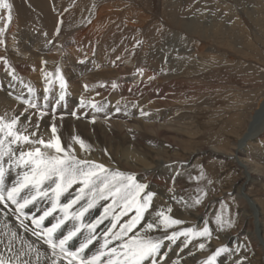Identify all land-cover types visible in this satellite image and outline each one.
Here are the masks:
<instances>
[{
  "label": "rangeland",
  "instance_id": "rangeland-1",
  "mask_svg": "<svg viewBox=\"0 0 264 264\" xmlns=\"http://www.w3.org/2000/svg\"><path fill=\"white\" fill-rule=\"evenodd\" d=\"M54 1L58 3V0ZM8 2L12 5L13 18L8 23L7 9H0V23L4 25L3 34L11 32V25H15L14 19L22 22L19 19L22 14L18 8L20 0ZM60 2L63 9H60L59 16L56 17V26L53 29L35 23L25 24L26 26L19 23L20 45L21 41H25L28 47H33L40 42L37 51L45 52V47L48 45L52 47L54 40L62 41L61 45L64 44L60 45L58 51L67 52L65 48L68 45L75 50V47L78 48L80 45L69 44L70 38L76 35L77 30L83 37L88 35V31L92 29L91 24L99 21L101 15H97L104 12L107 22H111L109 23L111 27L106 33L111 34V37L114 35V38L112 37V41L106 44V48L105 44H100L98 40L94 41L97 37L92 30L93 40L89 38V44L96 52L102 49L101 54L109 52L114 57H123L125 59L123 64L127 68L125 73L131 77L130 81L139 79V74L146 76L151 72L148 78L138 80L140 84L135 82L131 85L132 90L130 89L126 100L131 107L138 109L139 113L142 114V111L147 113L144 115L146 120L152 118V115L160 116L158 114L162 111H166L167 114L158 120V124L166 123L167 129L158 132L157 135L156 133L153 135V132H140L143 136V146L131 143L121 145L122 141L110 145L104 142L103 133L96 125L93 127L94 130L88 127L92 133L89 141L97 148L106 144L117 157L130 154V157L137 159V167L156 165L161 160L170 163L173 159L179 161L177 164H165L176 171L169 185L166 184L164 193L168 195L165 199L171 203L170 214L184 223L174 226L168 232L183 226L199 230L207 225L213 235L211 234L210 238L191 237V245L196 243L199 246L203 243L205 247L207 246L206 249L208 248L207 253L213 251L212 255L220 247H228L234 255L230 254L228 257L221 252L223 253L221 260L224 262L237 258L239 261L242 260L243 264H264V250L246 229L248 225L253 228L259 227L258 214L256 208L245 209L249 207L248 202L251 204L249 198L248 201L240 202L236 197L245 173L232 156L240 139L252 130L254 124L257 125L259 117L261 120L264 118V113L259 116L255 114L264 99V0H173L174 3L172 0H60ZM170 2L175 7H171ZM25 4V12H32L35 5ZM130 11L134 13L129 19ZM172 13L177 19L186 14V22L192 25L197 23L196 20L204 19L205 22L198 24L200 28L204 26L205 30L197 33H189L186 30L188 34L183 32L185 29L171 19ZM56 28L59 29V34L55 32ZM50 34H53L52 38ZM160 34L161 43L155 41L154 43H158L159 46L156 45L158 48L153 51L152 47H148L152 42L149 41ZM193 35L202 37L206 44L207 50L203 58L195 55L196 52L190 46L183 44L186 38ZM34 37L38 38L36 39L38 41L31 43ZM86 41L88 42L84 39L81 44L89 46ZM9 48L11 52L19 51L14 46ZM20 48L21 54L28 55L22 50V46ZM79 49L84 48L81 45ZM150 49L154 55L150 54ZM92 60L96 59L87 60L85 55L81 56L78 65L89 67ZM151 77L154 78L150 79ZM113 105L112 103L110 106ZM173 111L176 116L171 115ZM86 112L88 110H84L82 115ZM93 117L96 118L95 122L104 119L99 116ZM59 126L62 132L68 129L64 121H60ZM76 129L77 134L84 139L83 132L78 127ZM210 149L220 150L224 154H214ZM14 170L17 171V168ZM123 172L127 174V171ZM145 191L148 192V189ZM249 193L251 198H257L264 207V182L260 185L255 181ZM197 197L201 199V203L191 206ZM217 216L230 221L231 227L227 224L219 227L216 224ZM196 238H201L199 243ZM211 254L209 255L212 256ZM63 257L69 259L67 255Z\"/></svg>",
  "mask_w": 264,
  "mask_h": 264
},
{
  "label": "bare ground",
  "instance_id": "bare-ground-1",
  "mask_svg": "<svg viewBox=\"0 0 264 264\" xmlns=\"http://www.w3.org/2000/svg\"><path fill=\"white\" fill-rule=\"evenodd\" d=\"M22 1L20 0L19 3L21 4H18V8L22 13L19 19L22 20V22H19L17 18L14 19L13 21L15 22L13 23L15 25H11V32H9L8 34H3V31L0 34V41H3V43H0V47H4L3 50L0 48V57L4 58L3 60H0V114H4L7 112L9 115H20L21 123H28L25 117L29 116L30 113H35L31 115V122L32 124L39 123V132L43 135L45 139L49 138L50 125L51 123L55 122L58 127V132L61 136V139L66 144L70 142L72 136L79 135L77 134L76 129L78 127V129L83 132L84 140L86 141V143L91 145V151L89 153H85L84 151H82L79 148V145H74V147L76 148V154L79 157L102 163L108 169L113 171H127V174H134L136 180L139 183L143 182L147 184L148 192L155 193V196L152 200V209L145 216L146 220H151L155 211L161 209L167 211V209L170 208L171 203L165 199L167 193H164V188L166 184L169 185V181H172V176L174 175V171H176V169H170V167L168 168L167 166H165L166 163H170L169 161L161 160L158 161L156 165L137 167V159L130 157V154H119L121 156L117 157L116 155H114L116 153H114L113 150H109L106 144L100 145L99 149L95 147V145L91 143L88 139L92 134L89 131L88 127L91 130H94L93 127L96 125L98 126V129L103 133L104 142H108L110 145L122 141L121 145H123L124 143H131L133 145L140 144L143 146V136L140 133L141 131L153 132V135L154 133H156L157 135L158 132L167 129L168 125L165 122V124H162L161 122V124H158V120H160L163 116L167 115L166 111H162L160 114H158L160 116L152 115V118L149 117L146 120L144 118V115L141 114V112L139 113L138 109L131 107L132 105H130L126 100L130 89L132 90L131 85H134L135 82H137L136 84H138V80L140 81L143 78H148L151 72H148L146 76L139 74V79L130 81L131 77H128L129 75L126 76L127 74L125 73L127 68H125V65L123 64L125 60L123 57H114L109 52L101 54L100 52L102 51V49L98 50V52L94 51L93 47L89 44V38H91L92 36V30L95 32L97 37L94 38V41L98 40L100 44H105V47L108 42L112 41L111 38H114V35H112L111 37V34L106 33L107 30L111 27V24L109 25V23L111 22H107V18L104 12L103 14L101 13L97 15H101L99 16V21L96 20V22L91 24L92 29L88 31V35L83 37L82 33L80 34L79 30H77L76 35L74 34L72 38H70L69 44L77 43V45H82V47L84 48L83 50L79 49L80 46H78V48L76 46L75 50H72L68 45V47L65 48L67 52H64L63 50L58 51L57 49L60 47L62 41L58 42L54 40H52V47L50 45H48V47H45V52L37 51V49L39 48L38 45H41L40 42L35 44L36 46L33 47H28V44H26L25 41H21L22 44L20 45L19 39L21 30L20 26L18 27L19 23L24 24V26H26L25 24L28 23H35V25L38 24L40 26H47L53 29L56 26L55 21L57 20L56 17L58 18L59 16L60 9H63L60 0H58V3L54 0ZM51 2L53 4H51ZM10 3L12 4V1ZM25 3L35 5L32 9V12H25ZM173 3L170 4L171 7H175ZM52 5L55 7H53ZM170 11H172V9ZM133 13V11H130L129 14L127 13L129 19L132 18ZM172 15L173 17H171V19H174L173 21H176V24L180 25L181 28L185 29L183 32H186L187 30L189 33H197L201 30H205L204 26L200 28V25L198 24L199 22H205L202 18L201 21L194 20L197 23L192 25L186 22V14L184 17H180V19H177V17L173 13ZM199 16L201 17V15ZM114 17L115 16H113V18ZM190 18L192 19L193 17ZM195 19L197 18L195 17ZM32 20H34L35 22H31ZM3 27L4 25L0 23V28ZM194 36L195 35L186 38L183 44L185 46H190L193 51L196 52L195 55H199V58H203L205 56L204 52L207 50V48L205 47L206 44L204 43V40L201 39L202 37L200 38ZM52 37L53 34H50V38ZM233 37L232 39H234ZM36 39L38 38L34 37L31 43H36V41H38ZM84 39L88 40V42L86 41V43H88L90 47L86 44H84V46L83 44H81ZM157 40L159 42L160 40H162L161 34L158 35L154 40L151 39L149 41H152V44L150 43L148 47H152L153 51H155L158 48L157 46H159L158 43H154ZM10 46H14V48L16 50L19 49V51L11 52V49L9 48ZM21 46L23 47L22 50H24V52H27L28 55L26 53L21 54ZM61 46H64V44H62ZM115 46H117V42ZM183 48L184 47H182V49ZM149 51L150 54L154 55L153 51L151 52V49ZM109 54L111 56H109ZM84 55L85 59L87 60H91L92 58L96 60H92L89 63V67L78 65L79 58ZM44 61H47V63H43ZM13 69L15 70L14 72L12 71ZM57 69H59V73H57ZM46 72L56 74L52 78L53 83L51 85V92L49 93V95L51 97H57L60 93L58 79L59 74H62L66 81V95L65 101L61 103V106L56 107V113H53L51 110H46L48 114L44 115L42 118H39V112H36V110L34 109H29V112H25L24 108L26 107V105H24L21 101L25 98H32L31 94L28 92V88L31 87L35 91L36 96L38 97L37 103L40 104L41 107L43 106V97L45 95L44 89L48 86L45 82ZM84 84L87 85L86 90H84L83 88ZM113 84H115L116 87H113ZM18 96L21 97V99H17ZM79 99H83L86 105H88L89 102L96 103L98 107L102 106L103 110L97 112L90 106L81 107ZM112 103L114 104L113 107L110 106ZM63 105L65 106L62 108ZM51 107L52 105H50V109ZM117 108L120 109L119 112L116 111ZM84 110H88V112H86L85 115H82ZM63 112L65 114H63ZM73 112H75L80 118L77 119L75 116H73ZM173 113L174 111L171 112V115L176 116V114ZM263 113L264 99L259 104V108H257L255 114L259 116ZM93 116H99L104 119L98 120L97 122L93 123ZM259 118L257 119V122L259 121L258 123H256L257 125L254 124L252 130H250V132L247 133L244 137H242L239 143H237V146L233 150L232 156L236 158V163L240 168L243 169L245 173L244 179L238 186V192L236 197L239 199L240 202H245L250 199L249 201L251 202V204H249L248 202L247 205L249 207L245 209L256 208L255 211L258 214L259 227L255 226L253 228L252 226L247 224V232H251L250 234L252 235V237L255 238L256 242L259 243V245L264 250V207H262L257 198H251V194L249 193V190L253 186L255 181L258 182L260 185H262V183L264 182V118H262V120ZM149 120L151 121L149 122ZM60 121H64L68 128L67 130H64V132H62V129L59 126ZM78 123H80V125H78ZM31 130L32 127L31 125H29V131ZM113 148L115 149V147ZM215 149H210V152L220 155L224 154L221 153L222 151H218ZM24 150H28L27 145L24 146ZM93 152L95 153L93 154ZM177 162L179 161L173 159L172 163L170 164H177ZM5 167L7 168L8 165L5 164ZM20 171L21 169H17V171L14 170V167L9 169L5 176L6 188H10L14 183H16L18 173ZM79 187L80 185H73L72 188H70L68 192L64 193V195L61 197V202H66L68 199L74 198L77 194V190L79 189ZM83 195L85 196V200L90 198V194L87 190H85V193ZM81 203H84V201L82 200ZM109 203H111L110 200L100 201L94 209H91L89 213L85 215V222H91L92 220L103 215L104 206H107ZM49 206L50 201H48L47 199H43L38 201L35 205H29L26 209H24L25 213L28 214L27 219L21 217V219H23L24 221V224L27 225V230H25V228L21 226L20 220L17 219L19 213L15 210V205H12L10 202L7 204V207H5L4 204H0V255H2L3 258H5L6 260H11L12 264H17L15 260L16 255L20 257L21 261L27 260L28 264H53L54 261L55 264H68V260L70 259V257L67 255V253H61L59 248L55 249L56 255H53V249L45 242L46 234H33L34 232L41 233L44 228L50 227L52 223H55V220L52 216L46 217L45 220L41 222L39 227L32 223L33 218L38 219L39 216L42 215L43 210ZM77 207H79V205H75L74 209ZM115 211L118 213L120 209H115ZM132 214L133 212H129V216H131ZM53 215H57V213H54ZM168 215L172 216L170 213H168ZM110 218L111 213L109 214V220ZM127 219L128 216H124L122 217L121 222ZM109 220H105L101 225L97 227L96 233L97 235L101 236V239L97 242H94V245H90L89 248L85 250L86 255L91 256L99 249L98 246L103 243L102 233L108 227ZM69 224L70 222H66L60 230H57V232L53 234V238H62V235L66 234V230L69 227ZM184 227L185 226H183V228H178L174 231H182ZM13 232L17 234V237L12 240V251L9 252V240ZM170 233L171 231H169V234ZM84 234V231H82L81 234H79L77 237H74L71 241L68 242V244L65 246L68 251H75L77 248H79L80 241L83 239ZM153 235L159 238L164 235V231L163 229H161L159 231L154 232ZM196 240L198 242L199 240H201V238H196ZM185 241L186 239L183 236L179 237L175 242L165 241V247L162 248V252L167 253V260L162 259V264H176L177 261L179 262V264H207V260L210 257L209 254L213 253V251L207 253V246L203 249H200V247L196 243H194L193 245L188 243L187 247H185ZM229 250L232 251L231 249ZM230 251L224 252V254L228 255V257L230 256V254L234 255V253ZM222 254L220 253V255L216 257L214 264H237V262L239 261L236 258L233 261L230 260L228 262H224V260H221ZM63 255H67L69 259H65ZM73 264H76L75 260L73 261Z\"/></svg>",
  "mask_w": 264,
  "mask_h": 264
},
{
  "label": "snow or ice",
  "instance_id": "snow-or-ice-1",
  "mask_svg": "<svg viewBox=\"0 0 264 264\" xmlns=\"http://www.w3.org/2000/svg\"><path fill=\"white\" fill-rule=\"evenodd\" d=\"M0 9H7V19L11 22L12 5L8 0H0ZM3 31L4 29L0 28V32ZM58 32L59 29H57V34ZM3 59L0 57V60ZM44 63L46 64L47 61ZM55 75L50 72L45 73V82L48 86L44 89L42 107L37 103L38 97L35 91L31 87L28 88L32 98H25L21 101L26 105L25 112L34 109L39 112V118H42L48 114L46 110L54 113L55 108L61 106V103L65 101L67 85L63 75L59 74L60 93L57 97H51L49 93L53 83L52 78ZM112 86L116 87L115 84ZM17 99L21 97L18 96ZM50 105H52L51 109ZM80 106H90L97 112L103 110L102 106L98 107L93 102L86 105L83 99L80 101ZM116 111L119 112L120 109L117 108ZM33 114L35 113H30L25 117L28 123H21L20 115H9L7 112L0 114V204H4L5 207L9 202L15 205V210L19 213L17 219L27 230V225L21 219V217L28 218L24 209L43 199L50 201V206L43 210L38 219L33 218L32 223L39 227L46 217H53L55 223L44 228L41 233L34 232L33 234H46L45 242L53 249L54 256L56 255L55 249L59 248L61 253H67L70 257L68 264H73L74 260L76 264H162V259L167 260V253L162 252L165 241L175 242L183 236L186 238L185 247H187V244L191 242V237H211V229L207 225L199 230L188 227L182 231H171L169 234V229L184 223L168 215L172 211L171 208L167 211L163 209L155 211L153 218L146 220L145 216L152 209V200L155 196V193L145 191L147 184L137 182L134 174L113 171L102 163L79 157L74 145H79L85 153L91 151V145L79 135L72 136L70 142L66 144L62 141L55 122L51 123L49 138L45 139L39 132V123L32 124L31 122ZM142 114L147 115L143 111ZM72 115L77 119L80 118L75 112ZM92 122H95V118ZM29 125L32 127L31 131H29ZM25 145L28 146L27 151L24 150ZM5 164L8 165L7 168ZM13 167L21 171L18 173L16 183L6 188L5 176ZM73 185H80L75 197L61 202V197ZM85 190L90 194V198L86 200L83 195ZM203 194L207 195V193ZM82 200L84 203H81ZM109 200L111 203L104 206L103 215L91 222H85V215L91 209H94L100 201ZM200 203L201 199L197 197L191 206ZM75 205L79 207L74 209ZM115 209H120V211L117 213ZM129 212L133 214L129 216ZM54 213L57 215H53ZM124 216H128V219L121 222ZM105 220H109V225L102 233L103 243L91 256L86 255L85 250L101 239L96 229ZM66 222H70L66 234H63L62 238L54 239L53 234L60 230ZM216 224L221 228L225 224L231 227V222L224 220L221 216H217ZM161 229L164 231L163 236L157 238L153 235ZM82 230L85 234L80 241L79 248L75 251H68L65 246L81 234ZM16 237L17 234L13 232L9 240V252L12 251V240ZM199 247L203 249L205 245L201 243ZM228 251L230 250L226 247L217 249L208 258L207 264H214L221 252ZM15 260L17 264H28L27 260L21 261L18 255L15 256ZM0 264H12V261L0 255ZM176 264L179 262L177 261ZM237 264H243V261H238Z\"/></svg>",
  "mask_w": 264,
  "mask_h": 264
}]
</instances>
